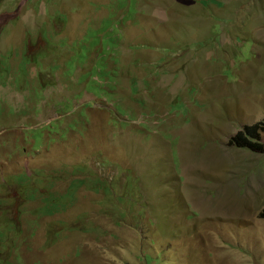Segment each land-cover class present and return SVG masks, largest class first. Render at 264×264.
I'll use <instances>...</instances> for the list:
<instances>
[{"label":"rangeland","instance_id":"1","mask_svg":"<svg viewBox=\"0 0 264 264\" xmlns=\"http://www.w3.org/2000/svg\"><path fill=\"white\" fill-rule=\"evenodd\" d=\"M257 122L264 0H0V264H264Z\"/></svg>","mask_w":264,"mask_h":264},{"label":"trees","instance_id":"2","mask_svg":"<svg viewBox=\"0 0 264 264\" xmlns=\"http://www.w3.org/2000/svg\"><path fill=\"white\" fill-rule=\"evenodd\" d=\"M257 131H264L263 124H252L251 126H246V129L233 139V142H237L240 146L250 149H257V140L255 133ZM232 142V140H231Z\"/></svg>","mask_w":264,"mask_h":264},{"label":"clouds","instance_id":"3","mask_svg":"<svg viewBox=\"0 0 264 264\" xmlns=\"http://www.w3.org/2000/svg\"><path fill=\"white\" fill-rule=\"evenodd\" d=\"M258 124H264V122H257ZM255 124V123H254ZM248 126V125H247ZM246 129V128H245ZM244 129V130H245ZM244 130H240V131H238V133L237 134H239L240 132H242V131H244ZM237 134H236V136H237ZM235 136V135H234ZM233 136V137H234ZM235 136V137H236ZM231 145H236L234 142H233V138H232V142H231ZM237 146V145H236ZM239 147H241L242 149H244L245 147H242V146H239ZM249 150H250V148H249Z\"/></svg>","mask_w":264,"mask_h":264}]
</instances>
